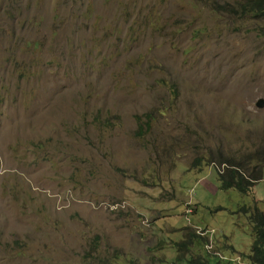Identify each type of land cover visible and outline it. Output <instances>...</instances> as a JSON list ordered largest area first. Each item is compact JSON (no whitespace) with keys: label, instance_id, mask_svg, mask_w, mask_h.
<instances>
[{"label":"rangeland","instance_id":"obj_1","mask_svg":"<svg viewBox=\"0 0 264 264\" xmlns=\"http://www.w3.org/2000/svg\"><path fill=\"white\" fill-rule=\"evenodd\" d=\"M237 2L0 0V264L246 262L264 15ZM237 163L245 193L219 188Z\"/></svg>","mask_w":264,"mask_h":264},{"label":"trees","instance_id":"obj_2","mask_svg":"<svg viewBox=\"0 0 264 264\" xmlns=\"http://www.w3.org/2000/svg\"><path fill=\"white\" fill-rule=\"evenodd\" d=\"M234 7L235 9L230 8L227 11H231L233 13L238 12L240 16L250 15L255 18L264 15V0H238ZM193 162L194 165H199L197 158L194 159ZM256 162L258 163V161ZM242 170L243 169L241 165L237 163L233 164L230 168H226L224 172L218 173L217 178L219 182V188H234L240 193H245L251 186L252 182L256 181L258 177L245 176ZM240 210L243 213L248 212L247 217L249 222L251 223L252 240L249 245L248 254H245V256L243 255V257L246 259V262L238 260V263L264 264V201L263 210H259L255 205H253L251 208L247 206H241ZM179 231H181L182 234L186 235V240H191L193 242V245L200 246L204 243V247L207 242L205 231L203 232V234H199L191 227H181L179 228ZM186 240L177 243V248L180 249L179 247H181L186 249L188 247L186 245ZM194 251L196 252V250ZM204 251L201 254L197 253L195 256L190 257L189 259H185L184 261L187 264H230V259H228L227 255H224L223 253H221L220 255H217L215 253L209 255L205 253L206 251Z\"/></svg>","mask_w":264,"mask_h":264},{"label":"clouds","instance_id":"obj_3","mask_svg":"<svg viewBox=\"0 0 264 264\" xmlns=\"http://www.w3.org/2000/svg\"><path fill=\"white\" fill-rule=\"evenodd\" d=\"M186 210H187V212L191 211L190 208H187ZM196 232H197V231H196ZM203 232H204V231H203ZM203 232H198V233H199V234H203ZM206 244H207V243H206ZM206 244H205V245H206Z\"/></svg>","mask_w":264,"mask_h":264},{"label":"water","instance_id":"obj_4","mask_svg":"<svg viewBox=\"0 0 264 264\" xmlns=\"http://www.w3.org/2000/svg\"><path fill=\"white\" fill-rule=\"evenodd\" d=\"M257 104H259L258 102H256Z\"/></svg>","mask_w":264,"mask_h":264}]
</instances>
